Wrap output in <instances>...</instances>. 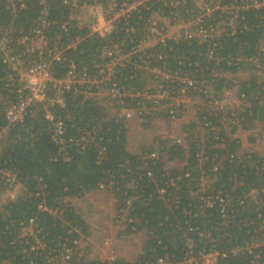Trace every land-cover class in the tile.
Instances as JSON below:
<instances>
[{
    "label": "trees",
    "instance_id": "trees-1",
    "mask_svg": "<svg viewBox=\"0 0 264 264\" xmlns=\"http://www.w3.org/2000/svg\"><path fill=\"white\" fill-rule=\"evenodd\" d=\"M98 1L107 4L133 0ZM12 3L0 0V34L9 29L14 48L20 35L31 32L42 7L39 0ZM215 3L218 9L203 20L216 28L213 38L168 39L165 45L146 46L142 53L135 51L146 40L147 27L155 14L167 19L178 14V18L188 22L200 12L194 0L145 1L126 18H120L107 38L90 34L85 25L69 21L71 10L64 0H50L48 14L52 24L47 34L50 39L59 36L61 46L75 45L67 56L81 70L91 73L96 71L94 65L106 63L103 55L106 49L112 48L123 56L132 53L129 64L115 68L116 80L131 91H149L152 76L144 69L142 59L149 58L150 69L193 73L206 81L215 97L231 92L244 103L239 114L243 126L249 129L262 125L264 129V8L241 7V0H215ZM232 6L239 9H230ZM231 18H235L234 28L219 25ZM64 24L67 31L62 30ZM222 28L225 31L219 32ZM159 55L162 59H158ZM9 72L0 51V95L6 101L14 99L6 86ZM64 75L65 69L58 66L56 78ZM82 91L67 93L65 106L50 111L64 121L67 137L78 139L87 130L99 129L98 140L104 148L102 159L93 147L85 150L73 147L67 151L69 160H65L52 141L51 125L43 108L34 117L28 116L23 123L8 128L7 135L0 139V198L9 185L8 174L14 175L15 184L25 191L0 204V264H46L49 254L55 255L54 250L59 251L64 245L71 247L78 239L75 227L89 234L82 216L66 200L95 192L101 183L109 186L117 208L129 211L132 223L126 235L141 232L146 237L138 259L132 262L121 258L120 264H156L161 258L184 264L190 256L200 258L209 253L219 254L215 264H264V170L250 164L261 167L264 156L252 153L248 161L229 162V156L237 154L240 146L220 128L218 134L216 131L207 134L204 144L189 135L188 148L162 140L164 147L159 160L143 161L127 149L126 123L108 116L101 105L85 101ZM126 102L133 108L137 99ZM206 115L199 114V120ZM207 119L221 126L217 118L207 116ZM195 127V123L186 124L183 132ZM5 128L4 105L0 103V133ZM202 150L206 158L203 165L198 158ZM165 157L168 162L187 165L183 171L169 168ZM241 157L245 159L246 154ZM220 161L222 168L212 172ZM187 170L191 172L189 178L185 177ZM203 171L212 180L205 192L198 186ZM171 180L175 186H170ZM252 190L259 191V204L248 197ZM208 197L213 198L211 206L202 199ZM220 199L227 204L225 211ZM128 200L130 206L126 204ZM40 205L63 211L62 219L68 224L40 209ZM28 228H33L32 234ZM41 245L45 247L43 250L39 248ZM252 245L257 246L249 252ZM255 255L260 257L256 259Z\"/></svg>",
    "mask_w": 264,
    "mask_h": 264
},
{
    "label": "built area",
    "instance_id": "built-area-1",
    "mask_svg": "<svg viewBox=\"0 0 264 264\" xmlns=\"http://www.w3.org/2000/svg\"><path fill=\"white\" fill-rule=\"evenodd\" d=\"M49 1L39 0V4L42 7L39 17L34 22L30 33L20 35L16 39V46L14 48L12 46L13 39L10 35V30L5 29L6 31L0 34V51L3 55V63L6 65L8 71H10L6 86L14 94V99L11 101L4 100L0 95V103L4 105V114L7 121V128L0 133V139L7 135L8 128L23 123L28 116L34 117L36 112L43 108L46 111L45 118L51 125L52 141L58 148L59 153L64 155L65 160H69L67 151L73 147L81 150L93 147L98 153L99 158L102 159L104 157V148L100 146L98 140L99 129L87 130L78 139L67 137L64 121L50 111V108L56 106L63 108L65 106V95L71 91L77 92L79 89L83 90L82 95L85 101H92L101 105L106 109L108 116L115 117L117 120L125 122L126 125L136 119L142 128H147L156 120L173 123L183 119L190 109L194 112V120L188 123L196 124L193 130L184 131L181 138L167 136L166 138L157 140L156 144L151 146V148L135 152L134 154L140 156L143 161L159 160L160 150H163L164 147L160 143L162 140H169L170 145L188 148L189 141L187 142V138L191 134L194 135L195 140L199 139L204 144L206 135L212 131H216V134H218L220 128L226 132L229 139L236 141L237 139L234 137L235 132L238 130H248L246 126H243L239 118V114L244 108V103L236 99L231 92L226 93L222 97H215L211 93L206 81L198 79L197 75L193 73L168 72L158 68L150 69L149 58L147 60L142 59L141 61L146 67L144 69H147L152 76L150 79L153 80V84L148 87L151 92L131 91L116 80L115 68L118 66L125 67L129 64L132 53L123 56L112 48L106 49L103 54L106 56V63L94 65L96 70L94 73L81 70L76 61L67 56V51L75 45L64 47L59 43V36H55L53 39L48 37L47 33L52 24L48 14ZM8 2L12 3L13 0H8ZM241 3V7L245 8H264V0H241ZM64 4L71 10L69 21L77 23L78 26L85 25L88 27L90 34H97L102 38H107L114 31L118 20L123 17L126 18L133 9L142 4V1L133 0L132 2L123 3L110 1L107 4H103L98 0H64ZM15 5L12 3L13 8H15ZM21 7H24L23 3H21ZM108 7L110 9L106 13L105 9ZM198 8L200 12L188 22H184L178 18V14H174L172 19L159 15V23L153 24V17L150 25L147 27L146 40L141 42L135 53H142L148 45H155L157 43L165 45L168 39L189 40L198 37L207 40L208 38H213L216 28L206 25L203 20L210 16L214 10L218 9V5L215 3V0H210L202 9ZM230 9L238 10L239 6H232ZM79 14H81V19H78ZM234 20L235 18H231L227 22H220L219 25L222 24L224 27L234 28ZM179 21H182L185 27L181 33L170 35V27L178 25ZM107 26L110 27L107 28ZM62 30L67 31L65 24L62 26ZM218 31L222 32L225 30L222 28ZM150 41L153 43L148 44ZM158 59H162V57L159 55ZM58 66L65 69V75L60 79L56 78V68ZM135 99H137L136 107L127 106L126 100L133 102ZM205 113L208 115L199 120V114L204 115ZM159 114H164L165 116L157 117ZM207 116L217 118L216 121L221 126L213 125L207 119ZM252 128L253 126L249 129L251 130ZM262 129V125H259V130H254L256 132L254 133L255 137L261 141L264 140ZM259 131L262 133H258ZM215 139L218 140L219 137L216 136ZM202 149H205L204 146ZM203 150L198 155L201 165L206 160L202 156ZM252 153L263 157L264 149L259 152L240 149L237 154L229 156V162H233L235 159H239V162L248 161L251 159L250 154ZM163 154L165 155V153ZM245 154L246 157L243 159L241 156ZM166 157L163 160L167 162L166 165L169 168L183 171L187 165L186 162H168ZM221 163L220 161L211 171L217 173L222 168ZM250 164L264 170V164L261 167H258L257 163L251 162ZM204 175L205 172L203 171L202 177L198 181V186L202 192H205L212 182L210 176L205 177ZM11 176L12 178H10ZM11 176L8 174L6 177V181L9 184L8 187L10 188L16 186L15 177L12 174ZM185 177H191L189 170L186 171ZM169 184L170 186H175L173 180ZM108 187L107 184L101 183L97 191L110 192ZM160 193L164 194L165 190L161 189ZM195 194L197 193H193V195ZM258 194L259 191L252 190L248 197L259 204ZM202 199H204L207 206H211L213 203L212 197ZM73 200H66V202H69L73 206ZM220 201L223 205V211H225L227 204L223 199H220ZM175 203L177 201H172V204ZM126 204L130 206L131 200H128ZM39 208L61 219L63 223L68 224L62 219L63 211L48 209L42 205ZM116 211L118 215L117 221L122 216L126 219L125 227L120 231L118 229L116 233V237L120 239L127 236L125 232L128 225L132 223V219L128 218L129 211L127 209L117 208ZM28 229V232L32 234L33 228ZM73 231L77 233L78 239L72 242L71 247L64 245L60 247L59 251L54 250L55 255L49 254L50 256L46 258V264H120L121 258L113 247V239L104 238V241L100 243L101 248L99 249L94 245V238L90 233L81 232V227H75ZM262 245H264V242ZM256 246H250V249L248 248L249 252ZM39 248L43 250L45 247L41 245ZM98 251L102 252L101 256L98 254ZM218 256V253H209L200 258L190 256L184 264H196L199 261L205 264L206 259H210L209 264H215ZM138 257L132 262H135ZM259 257V255H255L256 259ZM156 264L175 263L161 258L157 260Z\"/></svg>",
    "mask_w": 264,
    "mask_h": 264
},
{
    "label": "rangeland",
    "instance_id": "rangeland-1",
    "mask_svg": "<svg viewBox=\"0 0 264 264\" xmlns=\"http://www.w3.org/2000/svg\"><path fill=\"white\" fill-rule=\"evenodd\" d=\"M143 2L148 0H140ZM208 1L210 0H194L195 5L203 8L204 5L208 4ZM110 7L106 8V13L109 11ZM87 13V12H86ZM159 15H155L153 19V24H158ZM78 19H81V14L78 15ZM161 20V19H160ZM165 23L164 21H162ZM110 26H107L109 28ZM185 27L182 21L178 22V25L174 27H170V35H176L179 32L181 33L182 29ZM153 41V40H152ZM152 41L148 42V44L153 43ZM152 79L148 81L149 85H152ZM190 114L186 115L182 121H189V117L194 116V112L190 109ZM188 112V113H189ZM195 117V116H194ZM174 123L173 127H176L175 129L172 128V125L167 124L164 120H157L154 123V128L149 129L147 131H139L140 127H135L132 129L129 146L130 151L135 153L139 152L140 150L151 148V146L156 144V137H160V135L164 136L165 134H159L163 130L158 128H165L168 129L169 134H166V136L170 137H176L181 138L183 135L180 134V131L178 128H180L177 124ZM172 124V123H171ZM165 126V127H164ZM142 128V127H141ZM263 130V129H262ZM131 131V129L129 130ZM262 133V132H258ZM180 135V136H179ZM259 151L264 149V140H262V143L258 144ZM11 176V174H9ZM14 176V175H13ZM15 177V176H14ZM12 178V176L10 177ZM24 190L20 186H14L12 188L7 187L6 190H4L1 194L0 198V204L7 203L8 201L15 199L19 195H23ZM110 192L106 191H95L91 192L87 195H85L82 198L74 199L73 200V207L76 209L75 211L80 214L85 221L86 226L88 227V230L90 231L92 237L94 238V245H96L99 249L101 241H104L103 239L109 238L113 239V247L117 251V255H119L120 258H122L123 251L129 254V256H132L131 258L134 259L141 248V246L145 242V234L144 233H138L133 235H127L123 238H117L116 233L119 229L122 230L125 227V218L122 216L119 221H117L118 215H117V202L112 201V197L110 195ZM126 248V250H125ZM98 250V249H97ZM105 250V249H104ZM122 252V253H121ZM98 254L101 256L102 252L98 251ZM210 259H206L205 264H209Z\"/></svg>",
    "mask_w": 264,
    "mask_h": 264
},
{
    "label": "crops",
    "instance_id": "crops-1",
    "mask_svg": "<svg viewBox=\"0 0 264 264\" xmlns=\"http://www.w3.org/2000/svg\"><path fill=\"white\" fill-rule=\"evenodd\" d=\"M189 114H190V112L187 113V115H189ZM189 119H190L189 121L178 120V121L175 122V124H177L180 127V128H178V130L180 131V134L181 135H183V126H185L186 124H188L191 121H193L194 120V116L191 117V118L189 117ZM154 123H155V121L153 122V124L151 126H149L147 128H141V126L139 125V123H138V121L136 119H134V120L130 121L129 123H127V129H128V134H127V149H128L129 152H131L130 151V146H129V141H130V137H131L130 132L132 133V129L134 128L133 126L135 125V127H140L139 131H147V130H149L151 128L152 129L154 128ZM166 123L172 125V128L175 129V131L177 130L176 127H173L174 126V123H172V124L171 123H168V122H166ZM130 129H131V131H129ZM158 129L159 130L160 129L163 130L159 134H165V135L164 136L160 135V137H158V138L156 137L155 138L156 141L157 140H161L163 138H166L167 137L166 134H169L168 129H165V128L164 129L163 128H158ZM255 129L256 130H259V125H254L251 130L250 129H248V130H238L237 132L234 133V137H235V139H237V141L239 143V146H240V149H243V150H246V151H249L250 150V151H257V152H259V150H258L259 149L258 144L259 143H262V141L259 140V139H257L255 137V135H254V133H256L254 131ZM263 132H264V129H263ZM131 153H133V152H131ZM110 195L113 198L112 194H110ZM112 201L113 202L114 201L116 202V200L114 198L112 199ZM142 247H143V245L141 246V248H140V250L138 252V255L141 253ZM125 250H126V248H125ZM138 255L134 259H132L131 257L133 255L132 256H129L128 253H126L125 251H123L122 259L127 260V261H134L138 257Z\"/></svg>",
    "mask_w": 264,
    "mask_h": 264
}]
</instances>
